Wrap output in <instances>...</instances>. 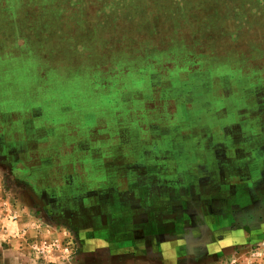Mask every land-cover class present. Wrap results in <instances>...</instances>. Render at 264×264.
I'll list each match as a JSON object with an SVG mask.
<instances>
[{
	"label": "rangeland",
	"instance_id": "rangeland-1",
	"mask_svg": "<svg viewBox=\"0 0 264 264\" xmlns=\"http://www.w3.org/2000/svg\"><path fill=\"white\" fill-rule=\"evenodd\" d=\"M0 46V264H117L107 216L130 264H264V0H0Z\"/></svg>",
	"mask_w": 264,
	"mask_h": 264
},
{
	"label": "crops",
	"instance_id": "crops-1",
	"mask_svg": "<svg viewBox=\"0 0 264 264\" xmlns=\"http://www.w3.org/2000/svg\"><path fill=\"white\" fill-rule=\"evenodd\" d=\"M14 37L12 39V43H10L11 48L13 47V49L17 52L19 50H23L27 47V43L30 41L28 37H30V35L27 36V32H20V31H13ZM24 36V37H23ZM2 46H0L1 48ZM11 48H7V49H11ZM72 49H75L74 47ZM6 118V116H5ZM21 125V124H19ZM19 129V128H17ZM20 130H23V126L20 127ZM42 204L46 207H49V211L52 210V205L49 204V202L47 201H43ZM42 205V206H43ZM60 213V212H59ZM58 212L55 213L56 217L58 219H61L60 214ZM116 222L113 223L112 220L109 218V216H107V219L104 223H102V226L100 225L99 227H94L93 228V232H95V234L97 233V235L100 237L99 241H100V247L101 249H104V251L106 252L105 254L102 255V260L104 261H108V260H112L109 259L110 256L114 255V256H118L121 255L120 257H117L116 261L117 264L122 263V264H130L131 262H133V259L136 257V254H139V252H142V241H141V237H140V233H138L136 231V228L138 227L137 230H139V226H137V224H135V222H133V224H129V226L127 225L129 222H124L123 220H121V218H117L115 219ZM113 220V221H115ZM74 222V223H73ZM70 224H73L76 226V220L71 222H68ZM46 224V223H45ZM125 225L128 226L129 229L124 230ZM18 226L20 228L23 227V224H18ZM36 227L41 231V232H37L36 229H34V226L31 229H26L25 234H30V231L32 230L31 233H35L38 235V237H36L37 239L39 237L42 236V232H44L43 228H40V226L36 225ZM43 230V231H42ZM131 230V231H128ZM52 235V232H50ZM56 235L53 237L54 239H56L57 241L61 240L62 234L61 233H55ZM49 235V233L45 234L44 237H47ZM96 237V236H93ZM52 238V237H51ZM94 239V238H93ZM86 242H88V240H86ZM94 242V240H93ZM94 250V247L91 248V250L89 249V255L91 254V251ZM146 251V248L144 247V249ZM103 251V250H102ZM7 258H9L8 256H5ZM84 259L83 260H87L88 257H86L83 254ZM19 257H17L16 259H18ZM57 259V258H54ZM27 260V258H26ZM59 261V259H58ZM18 261H16L17 263ZM19 263V262H18ZM86 263H88V260L86 261ZM114 263V262H113ZM40 264H64V263H59V262H54V260H52V257L50 256V254L45 253L42 256V260L40 262Z\"/></svg>",
	"mask_w": 264,
	"mask_h": 264
},
{
	"label": "flooded vegetation",
	"instance_id": "flooded-vegetation-1",
	"mask_svg": "<svg viewBox=\"0 0 264 264\" xmlns=\"http://www.w3.org/2000/svg\"><path fill=\"white\" fill-rule=\"evenodd\" d=\"M56 217V216H55ZM60 217H61V214H60ZM62 218H65L64 216H62ZM58 219V218H57ZM67 220H70V219H67ZM60 223V222H59ZM64 223H67L68 224V226L67 227H69V229H70V234H71V236H72V238L75 240V241H77V236H80L79 234V232H78V230H76V228H75V226H73V224H69L68 222H64ZM69 225H71V226H69Z\"/></svg>",
	"mask_w": 264,
	"mask_h": 264
},
{
	"label": "built area",
	"instance_id": "built-area-1",
	"mask_svg": "<svg viewBox=\"0 0 264 264\" xmlns=\"http://www.w3.org/2000/svg\"><path fill=\"white\" fill-rule=\"evenodd\" d=\"M70 242H71V241L68 242L69 245H70ZM44 248H45V247H41V250H43ZM64 251L69 253V251H70V250H69V246L64 247Z\"/></svg>",
	"mask_w": 264,
	"mask_h": 264
}]
</instances>
